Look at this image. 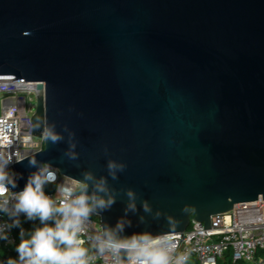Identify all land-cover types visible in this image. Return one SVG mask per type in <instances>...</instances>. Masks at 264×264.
<instances>
[{"label":"water","instance_id":"water-1","mask_svg":"<svg viewBox=\"0 0 264 264\" xmlns=\"http://www.w3.org/2000/svg\"><path fill=\"white\" fill-rule=\"evenodd\" d=\"M0 78L41 81L33 132L65 136L14 164L12 192L29 159L79 181L123 162L101 220L124 218L133 189L126 236L229 225L235 203L264 198V0H0Z\"/></svg>","mask_w":264,"mask_h":264},{"label":"clouds","instance_id":"clouds-1","mask_svg":"<svg viewBox=\"0 0 264 264\" xmlns=\"http://www.w3.org/2000/svg\"><path fill=\"white\" fill-rule=\"evenodd\" d=\"M64 132L68 134V148L63 156L76 161L79 153L75 151V133L67 125L64 126ZM43 134L53 145L65 141L63 133L56 131L55 124ZM14 160L22 162L24 159H13L11 155L0 153V212L16 218L12 225L0 226V239H8L6 227L20 225L18 217L21 214L30 221L39 219L43 227L31 232L30 238H22L16 248L19 260L9 259L7 264H92L95 259L93 253L111 255L114 264H187V255L177 252V244L166 233L143 231L131 236L124 235L126 228L133 225L127 219L128 214L135 215L139 211L137 193L133 189L126 191L128 203L124 209V218L118 220L114 227L104 225L103 231L91 229L92 217L101 216V213L110 210L116 203L117 194L110 187L108 177L118 180L119 174L127 167L125 163L110 159L107 163L108 177H97L92 171L83 172V179L80 180L82 191L77 194L69 186H58L56 191L60 199H56L44 190L46 185L57 183L59 178L55 170L34 159H29V166L37 171L29 175L22 191L12 192L17 182L8 167ZM142 208L144 213L152 214L153 219L162 216L159 210L153 214L147 200L142 202ZM167 219L171 224V218ZM138 222L145 223L146 217L140 215ZM23 236L24 231L21 229Z\"/></svg>","mask_w":264,"mask_h":264},{"label":"built area","instance_id":"built-area-1","mask_svg":"<svg viewBox=\"0 0 264 264\" xmlns=\"http://www.w3.org/2000/svg\"><path fill=\"white\" fill-rule=\"evenodd\" d=\"M40 82L25 78H0V153L11 155L13 159H22L45 146V136L34 134L32 120L37 94L44 91V87H38ZM15 163L14 160L8 167L14 175ZM44 166L53 168L59 178L56 184L45 186L47 195L60 199L56 191L58 186H69L77 194L82 191L81 181L64 175L54 165ZM14 220L0 212V226L12 225ZM91 229L103 231L101 216L92 217ZM5 232L8 239H0V248H13L17 242L14 227H6ZM166 234L177 244V252L187 255V264H219V259L229 250L233 261L263 264L264 198L260 196L253 201L235 203L232 224L205 227L204 222L192 219L187 229ZM84 238L87 239L86 236ZM93 255L92 264H114L111 255Z\"/></svg>","mask_w":264,"mask_h":264},{"label":"trees","instance_id":"trees-1","mask_svg":"<svg viewBox=\"0 0 264 264\" xmlns=\"http://www.w3.org/2000/svg\"><path fill=\"white\" fill-rule=\"evenodd\" d=\"M194 215H192L193 218ZM16 219V218H15ZM20 220V225L18 227H14V231L17 236V242L15 243L13 248H5L1 247L0 252L4 255L7 256L8 259H13L17 261V251L16 248L17 246L21 243L22 238L23 239H28L30 238V233L33 232L36 228L38 227H43V225L40 223L39 219H36L35 221H30L27 220V218L23 215H20L18 217ZM21 229L24 231V236L21 237ZM0 264H7V263H0ZM219 264H250L249 262L246 261H233L232 259V253L231 251H227L222 258L219 259ZM264 264V263H263Z\"/></svg>","mask_w":264,"mask_h":264}]
</instances>
